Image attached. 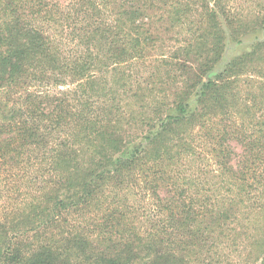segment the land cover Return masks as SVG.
<instances>
[{
  "label": "trees",
  "instance_id": "1",
  "mask_svg": "<svg viewBox=\"0 0 264 264\" xmlns=\"http://www.w3.org/2000/svg\"><path fill=\"white\" fill-rule=\"evenodd\" d=\"M70 1L0 0V264H264V0Z\"/></svg>",
  "mask_w": 264,
  "mask_h": 264
},
{
  "label": "rangeland",
  "instance_id": "2",
  "mask_svg": "<svg viewBox=\"0 0 264 264\" xmlns=\"http://www.w3.org/2000/svg\"><path fill=\"white\" fill-rule=\"evenodd\" d=\"M60 2H62L64 4V6L66 7H73V4L70 0H60ZM165 29V27H164ZM164 29L161 28V32H158V35L159 37L165 41V45L162 44V41H159V38L158 40L156 41V43L158 42V45H156L157 47L153 49V52L154 54L156 55H159V54H167L168 55V52H169V47L167 46H171V41H168L170 36L165 34L164 33ZM264 39V36L262 37ZM253 44L254 41L251 39L249 41H245V43L243 45H238V44H233V43H229L227 49H226V52H225V55H224V58H223V62H222V65L219 66V68L217 69V71H220L223 66L225 64H227L232 58L236 57V56H239V55H242L246 52H252L253 50ZM143 68H147L148 70L150 69L149 66L146 65L145 66H141V67H138V68H128L127 65H123L121 67H119L116 72H114V76L116 77L117 75H122L124 74L123 71L125 70L126 71H131L132 72V76L129 80L125 81V82H122V84H125V88H126V91L123 93L124 96L126 94H131V90L133 87H135V82H136V75L138 73V71L140 70V76H142V80H140L141 82H144V80H146V78H148V76L151 74V73H145L146 71L144 70L143 71ZM143 71V72H142ZM112 73L113 71L111 72V75H110V78L109 80L112 81ZM113 87H114V90H118V94L116 95V101H114V105L117 104L119 101L123 100L124 96H122V87L119 88V86L117 84H112ZM75 86V85H74ZM74 86H72L70 89L74 88ZM104 83H102V81H99L97 82L96 84V89H102V93L104 92L103 89H104ZM64 87H61V89H63ZM65 89V88H64ZM125 99V98H124ZM96 99H92V102L94 103ZM114 120H120L121 121V117H116L114 118Z\"/></svg>",
  "mask_w": 264,
  "mask_h": 264
}]
</instances>
